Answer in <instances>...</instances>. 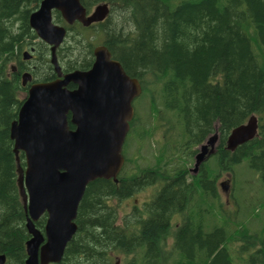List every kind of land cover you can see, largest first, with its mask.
<instances>
[{
    "label": "trees",
    "instance_id": "obj_1",
    "mask_svg": "<svg viewBox=\"0 0 264 264\" xmlns=\"http://www.w3.org/2000/svg\"><path fill=\"white\" fill-rule=\"evenodd\" d=\"M42 1L0 0V253L5 264H26L31 238L11 125L31 84L57 78L50 46L30 26ZM81 2L88 12L108 4L109 14L84 27L69 26L54 12V22L67 29L57 50L59 65L64 73L88 71L95 48H108L142 85L135 106L149 127L142 126L138 147L148 156L140 162L126 151L117 182L98 179L88 185L77 232L60 264H264V222L251 229L252 224L234 223L217 211L219 177L233 175L244 160L264 183V0ZM27 72L32 81L23 85ZM253 117L256 136L227 149L232 131ZM216 131V152L191 174L198 147ZM157 132L153 151L147 138ZM19 157L25 168L24 154ZM148 188L154 189L151 199L122 215L121 203ZM47 218L44 214L36 228L44 232Z\"/></svg>",
    "mask_w": 264,
    "mask_h": 264
},
{
    "label": "water",
    "instance_id": "obj_2",
    "mask_svg": "<svg viewBox=\"0 0 264 264\" xmlns=\"http://www.w3.org/2000/svg\"><path fill=\"white\" fill-rule=\"evenodd\" d=\"M55 11L69 26L79 22L89 27L106 19L109 5H98L88 12L81 0H43L30 16L31 28L51 48L57 78L31 84L10 129L31 235L26 264H60L77 232L78 210L88 185L98 179L118 181L125 164L123 151L134 118V101L142 94L139 81L125 72L104 45L95 48L90 70L64 73L57 50L67 29L54 22ZM30 58L25 52L24 59ZM31 81L29 72L22 76L23 85ZM70 85L75 88L70 89ZM257 130L258 119L253 117L232 131L227 149L233 151L253 139ZM218 142L216 131L200 145L193 173L216 152ZM20 152L25 156V168ZM44 214L48 218L42 232L36 222ZM6 261V255L0 253V264Z\"/></svg>",
    "mask_w": 264,
    "mask_h": 264
},
{
    "label": "rangeland",
    "instance_id": "obj_3",
    "mask_svg": "<svg viewBox=\"0 0 264 264\" xmlns=\"http://www.w3.org/2000/svg\"><path fill=\"white\" fill-rule=\"evenodd\" d=\"M24 51L28 52V49ZM147 123L148 120H146V114L143 111L141 112V116L137 117V121L134 122V132L130 133L126 143L129 156L136 158L135 160L140 162H145V157L148 156L144 150L140 151L138 147L139 142H141L142 126L149 127V125L146 126ZM159 138V132L147 138L152 145L150 146L151 150L154 151V148L157 146L156 140ZM145 142L147 143V140ZM145 146L147 147L146 144ZM138 151L140 154H138ZM194 164L195 159L190 167L191 169H194ZM217 185L220 191L217 211L221 215L227 217L229 221L232 219L234 223L236 221L240 222V225L252 224L250 226L251 229H257L259 223L264 222V183L260 176L249 166L247 160H244L235 167L233 175L224 172L219 177ZM222 185H224L226 190H224ZM153 195L154 189H149L125 199L120 206L121 214L127 216L134 206H141L144 202L149 201ZM252 219H254V223ZM218 220V224L221 225L225 221V218L224 220Z\"/></svg>",
    "mask_w": 264,
    "mask_h": 264
},
{
    "label": "flooded vegetation",
    "instance_id": "obj_4",
    "mask_svg": "<svg viewBox=\"0 0 264 264\" xmlns=\"http://www.w3.org/2000/svg\"><path fill=\"white\" fill-rule=\"evenodd\" d=\"M131 78H134V77H131ZM134 79H136V78H134ZM138 80V79H137ZM139 81V80H138ZM139 83H140V81H139ZM140 85H141V83H140ZM141 87H142V85H141ZM142 93H143V90H142ZM142 96V94L138 97V98H136L135 99V101H134V118H133V120L130 122V132L128 133V136H127V139H126V142H125V144H124V151H123V155H124V158H125V162H126V151H127V149H126V147H127V145H126V143H127V140H128V137H129V135H130V133H131V130H132V125L134 124V121L137 119V115H138V112H137V109H136V106H135V104H136V102L139 100V98ZM73 128L72 129H74V126H72ZM126 145V146H125ZM125 165V164H124ZM192 169H190V172H191V174H193V172L191 171ZM147 190H149V188L148 189H146L145 191H147Z\"/></svg>",
    "mask_w": 264,
    "mask_h": 264
}]
</instances>
